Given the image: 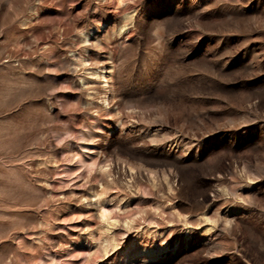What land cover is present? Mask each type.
I'll list each match as a JSON object with an SVG mask.
<instances>
[{
  "label": "rangeland",
  "instance_id": "obj_1",
  "mask_svg": "<svg viewBox=\"0 0 264 264\" xmlns=\"http://www.w3.org/2000/svg\"><path fill=\"white\" fill-rule=\"evenodd\" d=\"M0 264H264V0H0Z\"/></svg>",
  "mask_w": 264,
  "mask_h": 264
},
{
  "label": "bare ground",
  "instance_id": "obj_2",
  "mask_svg": "<svg viewBox=\"0 0 264 264\" xmlns=\"http://www.w3.org/2000/svg\"><path fill=\"white\" fill-rule=\"evenodd\" d=\"M86 35V34H85ZM105 78V75H102ZM106 79V78H105ZM107 80V79H106ZM106 214L105 212H103V215ZM105 217V216H104Z\"/></svg>",
  "mask_w": 264,
  "mask_h": 264
}]
</instances>
